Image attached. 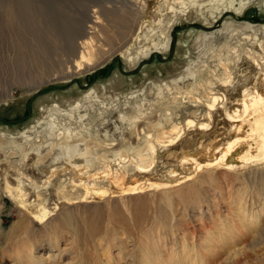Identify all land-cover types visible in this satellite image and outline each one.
I'll list each match as a JSON object with an SVG mask.
<instances>
[{"label":"bare ground","instance_id":"obj_1","mask_svg":"<svg viewBox=\"0 0 264 264\" xmlns=\"http://www.w3.org/2000/svg\"><path fill=\"white\" fill-rule=\"evenodd\" d=\"M133 2V5H129L119 1L116 3L118 8H107L106 3L100 1L91 6L86 3L88 8L95 7L91 16L83 12L68 17L63 15L64 10L68 11L66 1L9 0L6 2V5H9L6 18L11 25L14 23L21 28L33 29L31 37L21 38L16 35V38L11 40L24 47L26 41H32L37 48V54L44 56L49 55L51 46H56L60 59H72L76 72L84 73L103 65L114 53L127 61L130 68H134L148 57L152 60L155 56L161 60L158 55L167 52L172 42L170 26L167 31L164 28L167 19L164 11H169L176 20V17L191 10H203L213 15L216 11L227 10L219 8L220 6L228 5L233 8V0H155L145 15L149 1ZM249 3L250 0H238L237 8L234 9L236 14L244 13ZM154 30H158L159 34L150 36L149 33L152 34ZM224 30L232 38L233 35L230 34L233 32L234 35L242 30L252 33L254 26L245 23L236 27L228 23ZM213 36L214 33L211 32L201 34L192 46L194 59L184 66L177 76L154 82L146 91L148 96L141 89L128 94L123 102L101 108L103 101L108 99L115 103L117 98L105 94L99 96L90 90L80 99H64L61 104L45 105L43 102L34 125L27 132H0V165L1 161L6 162L5 169L0 166V207L4 200L14 207L20 216L16 223L18 233L15 238L20 239V234L23 235L21 254L15 255L16 259H28L30 262L36 258L34 254L40 250L43 243H47L51 250L61 232H76L71 212L63 209L67 204L114 197V193L137 196L144 192H165L174 188L181 189V194H191L199 200L205 196L204 189L213 185L212 172L236 173L248 164H264V41H259L257 37L254 39L261 50V54H256L246 47H231L228 40L221 48L215 49ZM246 41L249 40L246 38ZM135 42L136 47L133 48ZM30 44L27 45L31 46ZM222 51L227 52L226 55L222 54ZM206 54L210 55V59H215L212 63L217 62L214 67L202 61V65L201 62L198 64L200 56L204 57ZM243 55L254 64L259 76L252 86L242 87L239 97L232 103L225 95L234 83L230 61L231 57H234V61L238 62ZM52 81L54 80H45L31 85L37 90ZM216 84L223 88L220 89L222 92L215 89ZM8 98L10 97L0 101ZM179 112L184 113L180 116ZM113 114L116 119L114 130L121 132V140L115 139V134H110L106 127L108 117ZM218 115L223 116V121L226 120L228 129L225 130L228 133H225L229 134L231 139L221 143L223 140L219 142L215 136L204 143L206 132L212 128ZM178 117L184 118L180 120ZM89 131H94V136ZM101 132L103 138L100 137ZM160 153H165L164 159L159 156ZM30 154L33 161L35 160L33 166L27 163ZM16 157L20 159L14 166L10 160ZM34 167H39V173L45 175L44 181L37 182L33 180V176L23 173L30 168L33 170ZM11 169L16 171L13 173ZM162 170L164 172L161 173ZM43 189L51 190L54 200L46 198L47 194L42 193ZM165 199L161 198L162 202L159 204L163 206L168 203L164 202ZM236 199L235 217L240 218L239 222H242V217L246 214H249L250 220L259 222L261 217L258 215L264 207L254 211L246 207L240 195ZM161 219L164 218H160L157 223L165 222ZM227 219L229 218L222 220L220 235L216 236L214 241H223L225 235H228L226 239H234L233 237L240 233L241 225L237 228V225L232 224L233 218H230L232 221ZM131 233L129 231V234ZM14 234L8 235L5 244L14 240ZM93 236L95 237L96 233L92 238ZM102 236L99 238H104L105 233ZM206 241L201 242L200 246H206L203 247L205 253L199 251V246L190 247L184 243L175 256L167 255L166 261L173 258L175 264H213L218 253H213V257L209 259L207 252H210V246ZM223 246L213 250L220 251ZM16 250H20V247H16ZM87 254H79L83 264L89 257ZM38 260L35 259V262ZM144 264H159V261Z\"/></svg>","mask_w":264,"mask_h":264},{"label":"rangeland","instance_id":"obj_2","mask_svg":"<svg viewBox=\"0 0 264 264\" xmlns=\"http://www.w3.org/2000/svg\"><path fill=\"white\" fill-rule=\"evenodd\" d=\"M7 1L9 2V0H0V99L10 98L0 101V132L9 131L12 134L27 132L34 125L43 102L45 105H50L51 103L61 104L64 99H80L92 90L99 96L105 94L106 96H115L117 98L115 103L108 99L103 101L100 107L104 108L123 102V100L127 99L128 94L136 93L141 89L146 93L154 82L165 80L171 76L175 77L183 71L184 66L194 59L195 52L192 46L195 40L203 33H214L212 43L215 45V49L221 48L228 40V44L231 47H246L256 54H261L258 42L255 43L254 39L257 37L256 39L259 41H264V0H250L241 15L236 14L234 10L237 8L238 0H233V8H229L228 5L220 6L219 8L227 10L216 11L219 13L215 12L213 15H209L203 10H191L179 15L175 20L172 18L173 14L169 13V11H164L163 13L167 14L168 20H166L169 21L165 20L164 28L167 31L168 26H170L169 33L172 41L170 48L173 46V52L170 57L167 56L169 50L158 55L161 60L154 56L150 61L148 57L143 62H140L142 65L136 73L129 75L123 73H130L140 63L134 68H130L127 61L120 57L119 54L114 53V56L111 55L103 65L101 64L94 70L84 73L79 71L80 73H77L72 59H60L56 46L49 48L50 53L46 57L41 53L37 54V48H35L32 41L27 42L25 40L26 47H24L11 40V38H16V35L21 38L31 37L33 29L32 27H29L30 29L28 27L21 28L14 23L10 24V21L6 18V12L9 10V5H6ZM62 1L68 2V11H63V15L68 17L83 12L91 16L95 7L88 8V5L97 4L99 1L100 3H106L105 7L107 8H118L119 5L116 3L119 1L129 5L134 4L133 0ZM145 1H149L147 3L148 9L145 12L146 15L155 0ZM86 3L90 4L87 5ZM109 5H112V7ZM172 21L173 24H171ZM228 23L236 27L250 23L254 26V30L251 31L252 33L245 30H242V32L238 31L236 35L233 32L230 34L233 35L232 39L224 30ZM204 27H208V29H204ZM155 33V36H157L159 34L158 30H154L149 35L153 36ZM246 38L249 41H246ZM29 43H31V46L27 45ZM135 47L136 42L133 45V48ZM221 53L226 55L227 52L222 51ZM201 56L197 60L198 64L201 61L210 63L211 67L217 64V62L215 64L212 63L215 59H210V55ZM148 60L150 62L146 64L145 62ZM202 62L200 65H202ZM230 66L233 70L234 83L230 90L225 92V95L233 103V100L239 97L241 88L248 85L252 86L259 74L257 68L246 58V55H243L238 62L234 61V57H231ZM45 80L54 81L43 84L40 88L34 90L33 85L35 83H42ZM216 85L215 89L222 92L223 88L219 84ZM146 95L148 96L147 93ZM180 113L178 115L182 116L184 112ZM178 118L183 120L184 117ZM107 121V130L110 134H115V139L121 140V132L114 130L116 124L115 115H110ZM99 128V131H101V127ZM226 128L228 129V126L226 120L223 121V116L218 115L215 117L212 128L206 132L208 137L205 133L204 143H207L208 139L215 136H217L219 142L223 140L221 143L230 140V135L225 133L227 132ZM122 130L124 131L125 129L123 128ZM89 133L94 136V131H89ZM100 137L103 138V132L100 133ZM160 154L159 156L164 159L165 153ZM32 157V154H30L27 160L30 166H33L35 161H33ZM19 159V157H16L10 161L16 166L19 163ZM5 165L6 162L1 161L0 166L2 169H5ZM18 167L21 168L20 165ZM241 168L236 173L212 172L214 174L213 185L204 189L205 196H202L199 200H196L191 194H181V189L174 188L165 192H144L137 196H122L119 193H114V197L94 198L90 199V201H75L73 204H67L63 209L71 212L74 220L73 227L76 232H61L60 238L58 236L55 247L51 250L48 248L47 243H43L40 250L34 254L35 259H39L37 262H35V259H31L29 262L28 259L23 261V259L15 258V255L21 254V237L23 235L20 234V239L15 238L18 233L16 223L19 221L20 216L16 213L14 207L7 200H4L1 202L0 207V210L3 208L1 210L2 217L0 218V264H81V262L83 264L84 261L80 259L79 255L81 252L84 254L88 253L87 255L89 256L84 264H144L146 262L152 263L153 261L155 263L159 261V264L168 262L175 264V259L173 258L168 259V262L166 261L167 255L175 256L184 243L190 247L199 246V251L205 253V248L203 247L206 246H202V248L200 246L206 240L208 246H210V248L208 247L210 252H207L209 253V259L213 257V253H218L213 264H264V210L258 215L261 217L259 222L250 220L249 214L243 216L242 222H239L240 218L235 217L237 212L234 203L240 195L246 207L251 210L258 211L260 207H264V164H248ZM13 171H16V169H11V172ZM39 172V167L23 171L25 175L33 176L35 178L33 180L42 182L46 177ZM160 172L162 173L164 170ZM179 172H181L180 169ZM71 178H73L72 175ZM42 191L44 195L47 194L45 195L46 198L54 200L55 197L51 190L43 189ZM112 191L116 192V190ZM161 198H166L164 202L166 201L169 204L160 205L159 203L162 202ZM160 218H164L161 220H164L166 225L157 223ZM225 218H229L227 220L231 221L232 219L230 218H233L232 224L237 225V228L240 224V233H237V237H233L235 241L232 237L226 239L228 235L224 236L225 241L224 239L223 241H214V238L220 235L221 222ZM127 222L129 223L127 224ZM126 226L128 230L125 229ZM13 229L15 230L13 231ZM98 229L103 233L101 234ZM89 230L91 231L89 232ZM129 231L130 233L133 231L132 235L129 234ZM12 232L15 233L12 235L14 240L12 239L11 243L5 244L6 238L8 239L10 234H13ZM95 233L96 236L92 238ZM104 233V238H99V236L103 237ZM105 237L107 238L105 239ZM23 239L25 238L23 237ZM100 241L102 244H99ZM154 242L156 243L154 244ZM210 242H212L211 245ZM105 244H108V246H105ZM212 246L213 248H211ZM220 246H223L220 251L213 250ZM16 247H20V250L17 251ZM97 247L99 248L97 249ZM142 257L143 259L140 260ZM146 257L147 259L149 258L148 261H146Z\"/></svg>","mask_w":264,"mask_h":264},{"label":"water","instance_id":"obj_3","mask_svg":"<svg viewBox=\"0 0 264 264\" xmlns=\"http://www.w3.org/2000/svg\"><path fill=\"white\" fill-rule=\"evenodd\" d=\"M171 35V34H170ZM174 43V42H173ZM173 43H172V45H173ZM172 52H173V46L169 49V51H168V57H170L171 56V54H172ZM150 61H151V59H150ZM149 60L148 61H146L145 63L146 64H148L149 62H150ZM141 65H142V63H140L133 71H131L130 73H123V74H134V73H136L137 72V70L141 67Z\"/></svg>","mask_w":264,"mask_h":264}]
</instances>
